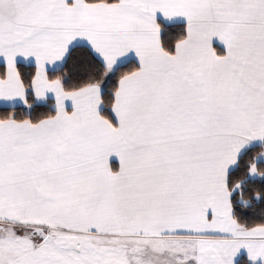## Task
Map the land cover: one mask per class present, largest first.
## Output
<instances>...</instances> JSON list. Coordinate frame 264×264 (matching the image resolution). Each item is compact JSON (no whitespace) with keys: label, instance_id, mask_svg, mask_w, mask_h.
Listing matches in <instances>:
<instances>
[{"label":"snow or ice","instance_id":"snow-or-ice-1","mask_svg":"<svg viewBox=\"0 0 264 264\" xmlns=\"http://www.w3.org/2000/svg\"><path fill=\"white\" fill-rule=\"evenodd\" d=\"M0 264H264V0H0Z\"/></svg>","mask_w":264,"mask_h":264}]
</instances>
